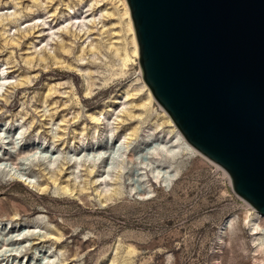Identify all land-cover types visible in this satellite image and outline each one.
Returning <instances> with one entry per match:
<instances>
[{
	"label": "rangeland",
	"instance_id": "1",
	"mask_svg": "<svg viewBox=\"0 0 264 264\" xmlns=\"http://www.w3.org/2000/svg\"><path fill=\"white\" fill-rule=\"evenodd\" d=\"M3 76L0 162L19 150L34 180L0 170V245L16 247L20 264L51 254L46 264H264V217L176 140L119 0H0ZM27 153L55 160L24 164Z\"/></svg>",
	"mask_w": 264,
	"mask_h": 264
},
{
	"label": "water",
	"instance_id": "2",
	"mask_svg": "<svg viewBox=\"0 0 264 264\" xmlns=\"http://www.w3.org/2000/svg\"><path fill=\"white\" fill-rule=\"evenodd\" d=\"M126 3L152 97L264 215V0Z\"/></svg>",
	"mask_w": 264,
	"mask_h": 264
},
{
	"label": "bare ground",
	"instance_id": "3",
	"mask_svg": "<svg viewBox=\"0 0 264 264\" xmlns=\"http://www.w3.org/2000/svg\"><path fill=\"white\" fill-rule=\"evenodd\" d=\"M120 3L122 4L123 6V10H124V15H125V19H126V26H127V29L128 31L130 32V43L132 45V54L135 56V60H136V57L138 56V48H137V42H136V39H135V34H134V29H133V25H132V21H131V17H130V13H129V9H128V5L126 3V0H119ZM125 22V20H124ZM129 34V33H128ZM129 36V35H128ZM132 59L130 58V56L126 53L125 56H123L122 58V65L125 66L129 61H131ZM134 61V60H133ZM140 74V72H139ZM9 83V79L8 77L6 76H3L0 80V91H2V89ZM144 83V82H143ZM145 85V84H144ZM145 89H147V87H144ZM148 94V92H147ZM149 95V94H148ZM152 97V96H151ZM167 116V115H166ZM170 119V118H169ZM172 122V121H171ZM3 126V123L0 122V128ZM173 126V125H172ZM176 129V128H175ZM177 138L176 140H180V143L185 147V149L187 150H190L192 152H197L195 149H193L185 140L184 138L182 137V135L179 133V131L177 130ZM3 137H0L1 140ZM119 139H117L118 141ZM156 149H160V150H166L168 154L172 155L175 151V149H166V146L165 144H159L158 147ZM198 153V152H197ZM20 154V151L18 150V152L16 153V155L13 158V160H10L8 162V164H4L3 162H0V170H3L5 172L6 175L10 176V177H17L20 181L24 182L25 184L27 185H33V177L32 175L24 172L21 167L22 166H19L18 165V157L17 155ZM199 154V153H198ZM201 155V154H200ZM39 157H42L41 159H44L46 161H48V163L50 165H52L55 160L54 156H48V155H39L37 153H32V154H25L24 156H22L23 158V161L22 163L24 164H27L31 161H33L34 159H38ZM1 160V159H0ZM214 163V162H213ZM215 165L217 166V168H221L223 173L226 175V177H228V179L230 180L227 172L222 168L220 167L219 165H217L215 163ZM105 168V167H104ZM161 173L158 172L156 174V178H158ZM102 177V176H101ZM230 184H231V181H230ZM44 187H46V185L44 186H40V189H43ZM64 191H67L66 188L63 189ZM248 205V208L249 209H252L253 212H255L254 214H256L258 217L261 216V217H264V215H262L261 213L257 212L255 209H253L248 203L246 204ZM252 213V212H251ZM250 213V214H251ZM253 214V213H252ZM244 219H248V221L250 220V217H249V213L246 212V214L244 215ZM256 219H253V224L254 226L256 225ZM5 223H3L2 220H0V225H4ZM6 225H10V222H6ZM252 225V224H251ZM36 229V226H34L31 230H35ZM31 230L30 229H27V232H20L17 234V237L16 239L20 240L22 239L23 236H27V235H30L31 233ZM4 245V244H2ZM29 243H26L24 245H22L23 247L25 246H28ZM1 247V245H0ZM2 248V247H1ZM257 250L260 252V253H264V238L261 240V242L259 243L258 245V248ZM3 251V254L1 255L2 257L0 258V264H7L10 262V264H20L21 263V260H19L18 256L20 254V251L16 248V247H7V246H4L0 252ZM38 248L36 247L34 249V251L32 252V257H35L36 255H38ZM26 259V257H24ZM46 260H44V262H40L39 264H46V263H49V262H52L54 259H55V255L51 254L49 255L47 258H45ZM262 262H264L262 260Z\"/></svg>",
	"mask_w": 264,
	"mask_h": 264
}]
</instances>
